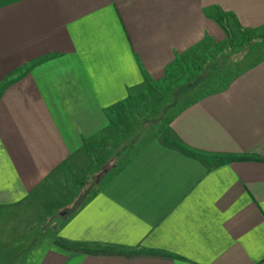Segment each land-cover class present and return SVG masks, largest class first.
<instances>
[{
    "label": "crops",
    "instance_id": "obj_1",
    "mask_svg": "<svg viewBox=\"0 0 264 264\" xmlns=\"http://www.w3.org/2000/svg\"><path fill=\"white\" fill-rule=\"evenodd\" d=\"M151 96L171 134L24 236ZM0 264H264V0H0Z\"/></svg>",
    "mask_w": 264,
    "mask_h": 264
},
{
    "label": "rangeland",
    "instance_id": "obj_2",
    "mask_svg": "<svg viewBox=\"0 0 264 264\" xmlns=\"http://www.w3.org/2000/svg\"><path fill=\"white\" fill-rule=\"evenodd\" d=\"M174 83H172L173 85ZM171 88L166 87L163 93L170 95ZM162 92V91H161ZM150 106L152 114L143 120L142 112L144 110L140 107L135 108V113L121 114L123 119L114 124L105 135L100 138H95L89 145L85 157L77 166L69 168L67 175L63 177L65 186L60 183L56 187H50L48 194H38L31 202V212H25L26 215L31 216V221L34 222L35 217L32 214L36 213L38 226L29 230L25 225L23 226L24 236L35 233H47L50 230L49 217L57 218L53 207L63 204L66 209L73 208L79 203L85 195L93 188L98 187L103 183L114 171L123 165L133 150L150 136H158L164 138L162 115L157 117L155 111L161 103V98L151 96ZM147 99V98H146ZM153 102V103H152ZM145 117V116H144ZM120 118V117H119ZM132 118V119H131ZM151 119V120H150ZM71 184V187L69 186ZM61 214V213H60ZM64 214V212L62 213ZM61 214V215H62ZM56 217H55V216ZM47 216V218H46ZM52 222V220H51Z\"/></svg>",
    "mask_w": 264,
    "mask_h": 264
},
{
    "label": "trees",
    "instance_id": "obj_3",
    "mask_svg": "<svg viewBox=\"0 0 264 264\" xmlns=\"http://www.w3.org/2000/svg\"><path fill=\"white\" fill-rule=\"evenodd\" d=\"M165 136L171 134V131L166 130ZM55 244L64 248L66 250H71L79 253L90 254V255H114V254H124L123 251L119 250L113 246H105L101 244H87V243H78L64 240L62 238L55 239Z\"/></svg>",
    "mask_w": 264,
    "mask_h": 264
}]
</instances>
